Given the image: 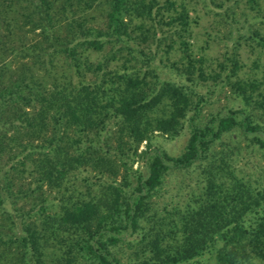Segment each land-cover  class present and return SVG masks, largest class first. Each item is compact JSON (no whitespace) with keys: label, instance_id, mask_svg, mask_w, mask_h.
Instances as JSON below:
<instances>
[{"label":"trees","instance_id":"1","mask_svg":"<svg viewBox=\"0 0 264 264\" xmlns=\"http://www.w3.org/2000/svg\"><path fill=\"white\" fill-rule=\"evenodd\" d=\"M199 1L0 0V264H264V6Z\"/></svg>","mask_w":264,"mask_h":264},{"label":"rangeland","instance_id":"2","mask_svg":"<svg viewBox=\"0 0 264 264\" xmlns=\"http://www.w3.org/2000/svg\"><path fill=\"white\" fill-rule=\"evenodd\" d=\"M261 1L262 5L264 6V0ZM196 6L198 8V13L202 16L201 24L197 27L198 42L201 43L206 37L207 33H213L215 39L212 41V47L209 52L212 56H220L225 50L226 43L230 41L227 37V34H229L232 26L217 25L215 21L217 18H220L217 13L219 11H223V9L213 4L211 0H206V3L205 1L200 0ZM236 10L239 13L238 18H241L242 22L243 20H245V18H253L254 12L250 10V7L246 3V0H242V2L240 3V7ZM243 10L247 11L249 15H243ZM235 25L237 26V24H233L234 27H236ZM239 25L241 26V24ZM220 104H231V100H228L224 97ZM188 138L189 133L175 140H170L166 139L165 137L159 136L156 141L159 145L167 149L172 155H178L185 148Z\"/></svg>","mask_w":264,"mask_h":264}]
</instances>
